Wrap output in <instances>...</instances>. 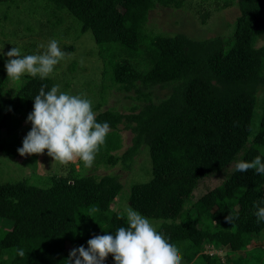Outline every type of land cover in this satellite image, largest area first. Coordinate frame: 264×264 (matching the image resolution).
Returning a JSON list of instances; mask_svg holds the SVG:
<instances>
[{"label": "trees", "instance_id": "1", "mask_svg": "<svg viewBox=\"0 0 264 264\" xmlns=\"http://www.w3.org/2000/svg\"><path fill=\"white\" fill-rule=\"evenodd\" d=\"M21 1L48 10L53 27L69 18L79 35L89 32L107 75L100 94L108 81L139 102L127 114L109 109L96 114L110 132L93 168L119 165L130 171L145 148L150 178L130 186L127 203L161 222L157 230L178 247L182 264H220L218 256L202 253L205 243L228 252L259 246L264 221L256 222L254 204L264 201V174L239 172L234 165L257 155L264 160V44L257 46L264 37V0H201L193 10L201 25L211 13L203 4L237 11L227 37L203 40L144 31L149 11L189 8V0H0L1 18ZM4 65L0 57V153L14 160L23 141L16 131L32 111L33 98L41 85L48 91L55 84L27 74L10 83ZM70 66L73 71L75 64ZM154 89L170 92L154 103ZM119 130L131 137L117 155ZM218 176L223 177L218 186L192 201L200 181ZM121 188L118 176L82 175L72 166L65 175L32 174L0 184V264H63L71 249L87 248L93 235L127 227L126 218L111 208ZM230 214L232 224L225 219ZM105 264H114L111 255Z\"/></svg>", "mask_w": 264, "mask_h": 264}, {"label": "rangeland", "instance_id": "2", "mask_svg": "<svg viewBox=\"0 0 264 264\" xmlns=\"http://www.w3.org/2000/svg\"><path fill=\"white\" fill-rule=\"evenodd\" d=\"M203 3L201 0H189V8L171 9L155 7L147 14V20L144 26L145 33L153 34H183L188 38L195 40H203L215 36L227 37L233 25L234 18L237 15L235 8L214 11V3L212 6L203 4L202 7L210 10V17L204 25H201L193 12L196 4ZM210 3V4H211ZM215 8V7H214ZM2 9L0 8V51L6 53L12 47L21 49L22 55L42 54L51 39L59 42V47L66 53H70L65 59L61 60L54 66L53 73L48 78L54 80V84H59L61 90L67 91L72 95H81L83 98L92 101L93 111L97 114L105 110H113L121 114H127L132 106L138 105L139 102L131 98H126L124 94L117 92L110 84L107 83V75L102 74V65L96 54V48L90 33L79 35L76 23L66 18L64 23L57 27L51 26L52 17L48 10H44L37 5L34 7L28 2H18L16 6L7 9V18L3 19ZM264 44V37L259 38L257 46ZM44 47L41 48L40 46ZM3 62L6 63L7 57L0 55ZM71 63L75 64L72 71ZM7 76V72H6ZM106 78L108 87L102 89L100 85ZM9 80V79H8ZM21 80V79H20ZM17 81V82H20ZM10 83L16 81L9 80ZM169 90L154 89L152 91V100L154 103L165 98L169 94ZM128 97L132 93L127 94ZM258 103L261 97V91L257 93ZM100 104L98 109L95 106ZM260 112L259 108L256 110ZM31 129V123L24 121L17 129L16 134L24 138ZM120 137V148L115 154L120 155L130 145V133L119 130L117 132ZM82 175L95 174L98 176L115 175L122 184L119 194L114 198L111 208L115 212L126 218V209L129 207L127 197L129 188L132 184L144 183L150 178V163L144 147L135 157L131 170L123 171L119 165L113 167L99 165L95 169L85 167L83 162L77 160L67 165H62L58 161H53L47 155L34 154L29 156H18L14 160H8L0 153V184L17 181L24 178L45 177L65 175L71 169ZM230 168V167H229ZM34 179V178H33ZM223 180L222 176L205 178L200 181L197 188L192 192V201L207 190L218 186ZM153 225L158 229L161 222L159 220H151ZM3 229L9 228V223H3ZM2 233H0L1 235ZM258 237L259 246L251 248L247 247L243 252H228L226 248H215L205 243L202 246V253L218 256L220 264H226L225 260H229V264H264V232ZM253 250L249 255L245 253ZM241 256V257H240ZM254 257V258H253ZM241 258V259H239ZM238 259V261H236Z\"/></svg>", "mask_w": 264, "mask_h": 264}, {"label": "clouds", "instance_id": "3", "mask_svg": "<svg viewBox=\"0 0 264 264\" xmlns=\"http://www.w3.org/2000/svg\"><path fill=\"white\" fill-rule=\"evenodd\" d=\"M58 45L53 38L42 54L22 55L18 47L6 53L0 51V55L7 57L4 65L7 79L19 81L25 74L41 80L48 78L54 66L70 55ZM47 87L41 85L33 98V109L26 120L31 123V129L17 152L24 157L44 154L47 150V155L62 165L80 160L85 167H91L106 142L109 123L97 122L91 100L63 91L59 84L48 91ZM234 168L239 172L255 170L257 174H264V160L257 155L251 162L237 161ZM260 203L264 201L254 204L258 209L254 213L257 223L264 221V207H260ZM91 211L99 212V208ZM225 219L232 224L235 217L230 214ZM126 222L127 227H119L115 234L93 235L87 241V248L74 247L63 264H105L109 255L114 264H182L178 247L169 243L148 217L128 207ZM17 254L25 256L23 249H18Z\"/></svg>", "mask_w": 264, "mask_h": 264}]
</instances>
